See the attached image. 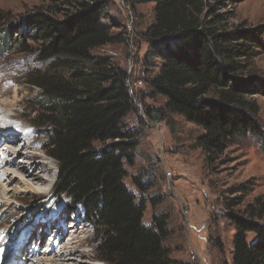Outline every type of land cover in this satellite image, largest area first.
Instances as JSON below:
<instances>
[{
    "label": "trees",
    "instance_id": "16d2710c",
    "mask_svg": "<svg viewBox=\"0 0 264 264\" xmlns=\"http://www.w3.org/2000/svg\"><path fill=\"white\" fill-rule=\"evenodd\" d=\"M49 1L63 9L50 6L29 15L17 28V38L11 28L0 32V51L28 52L24 31L34 32L29 38L39 45L37 61L44 68L25 79L40 90L33 124L44 135L46 153L59 164L56 193L67 197L73 210L82 208L85 222L97 229L98 261L172 264L171 250L164 246L169 219L158 216L145 225V202H137L125 184L126 164H133L138 147L136 136L124 126L136 110L128 71L94 54L125 41L103 21L111 2ZM124 3L131 9L154 6V21L145 33L150 44L145 64L152 72L148 92L166 100L168 114L202 132L195 148L202 151L205 166L216 164L239 138L251 136L264 148L260 109L253 99L264 95V82L250 71L264 52V26L229 31L217 19L206 20L203 0ZM232 192L245 195L249 188ZM152 202L159 204V198ZM245 214H228L236 232L232 264H264L263 198ZM249 235L254 241L249 242Z\"/></svg>",
    "mask_w": 264,
    "mask_h": 264
},
{
    "label": "rangeland",
    "instance_id": "374dc122",
    "mask_svg": "<svg viewBox=\"0 0 264 264\" xmlns=\"http://www.w3.org/2000/svg\"><path fill=\"white\" fill-rule=\"evenodd\" d=\"M110 2L103 21L111 26L112 35L122 36L125 41L102 47L94 54L110 58L125 68L130 77L136 110L124 120V126L136 136L138 147L133 164H126L125 184L137 202H145V225L150 226L158 216L169 219V236L164 246L171 250L172 264H232L236 232L228 214L246 217L256 199L264 200V148L256 138H239L216 164L206 167L202 151L195 148L202 132L184 118L168 114L166 100L148 92L147 79L152 72L145 64L150 48L145 33L154 21V6L145 4L131 9L124 0ZM203 3L206 20L217 19L229 31L237 26L247 29L264 26V0H203ZM52 4L49 0H0V32L11 28L17 38V28L23 27L29 15L50 6L63 9L61 3ZM24 32L28 52L0 51V132L12 130L16 138L21 136L15 139L21 153L17 156L19 162L1 172L13 174L7 175V183L0 182L4 188L0 193V237H4L0 239V252L8 259L7 264H20L26 254L6 255L12 247L21 250L26 241L34 240L31 246L41 247L42 253L54 245L58 252L61 244L63 247L73 240L79 245L78 253L72 257L74 261L65 264H105L98 261L95 252L97 229L85 222L81 208L73 210L68 198L56 193L59 164L46 153L44 135L33 124L40 90L25 79L29 72L44 65L37 61L39 45L29 38L34 32L29 28ZM250 71L255 79L264 82V52L258 54ZM253 97L264 127V95ZM26 165L29 169L43 166V183L36 181L28 186L19 183L30 180L22 170ZM136 179L143 189H139ZM240 186L248 187L249 192L233 195L232 191ZM153 198H159V204H153ZM49 223L53 226L48 230ZM254 239L249 235V242ZM42 258L41 255L38 260Z\"/></svg>",
    "mask_w": 264,
    "mask_h": 264
},
{
    "label": "bare ground",
    "instance_id": "6f19581e",
    "mask_svg": "<svg viewBox=\"0 0 264 264\" xmlns=\"http://www.w3.org/2000/svg\"><path fill=\"white\" fill-rule=\"evenodd\" d=\"M9 119H11V118H9ZM5 122H3V123H5ZM5 133H6V135H0V162H1L0 163V178H1L0 182L1 183L3 182V184L7 183V181H8L7 175H12L13 173L3 175L1 172L4 170H7L9 168L11 169L12 167H14V165H16L19 162V160H18L19 158L17 159V156L21 155V153L18 152V150H17V145H18L17 141L19 139H21V136L16 138L14 136L15 133L12 130L9 132H5ZM15 139H18V140H15ZM25 148H26V146H25ZM30 162H32V161L30 160ZM21 167H22V165H21ZM42 168H43L42 165H38L35 169H34V166L31 167V169H29V167L26 165V167L23 168L22 170L24 171L23 173L26 175L25 177L27 179H30L29 180L30 182L29 181L23 182V180H22L19 183H21V185L23 184L25 186L31 185V183H35L36 181L43 183L44 177L42 174V172H43ZM32 169H34V171L31 173ZM11 180H13V179H11ZM3 189H2V187H0V193ZM60 216L62 218L64 216V213H62V215H60ZM52 226H53V224L49 223L48 230ZM63 233H64V230L61 232V234H63ZM44 234H46V231L44 232ZM55 239H58V237ZM44 241H46V240H44ZM31 242L34 243V240L33 241L31 240ZM31 242H30V240L26 241L24 244V247H22L21 250H18L16 247H12L8 252H6V254H13V253L18 254L16 257H21V254H26L25 259H22V261H24V262L22 263V261H21L20 264H45L44 263L45 261L47 262V264H65V263H68L70 261H74V258H72V257L77 256L78 248H79V245L74 244L73 240H70V242L68 241L67 242L68 244L64 245L63 247H62L63 244H61L62 248L60 247V251H58V252H56V250H58L57 249L58 247H56V245H54L51 249H49L45 253H42L41 247L39 249V247L35 246V244L32 247ZM41 255L45 259L42 258L41 260H38L39 258H41ZM42 260H44V261H42ZM7 261H8V259H4L3 253L0 252V264H7ZM9 264H11V263H9Z\"/></svg>",
    "mask_w": 264,
    "mask_h": 264
},
{
    "label": "snow or ice",
    "instance_id": "6c2138e0",
    "mask_svg": "<svg viewBox=\"0 0 264 264\" xmlns=\"http://www.w3.org/2000/svg\"><path fill=\"white\" fill-rule=\"evenodd\" d=\"M0 135H6V133L0 132ZM0 239H4V237H0Z\"/></svg>",
    "mask_w": 264,
    "mask_h": 264
},
{
    "label": "water",
    "instance_id": "95a60500",
    "mask_svg": "<svg viewBox=\"0 0 264 264\" xmlns=\"http://www.w3.org/2000/svg\"><path fill=\"white\" fill-rule=\"evenodd\" d=\"M156 121H160V119L156 118Z\"/></svg>",
    "mask_w": 264,
    "mask_h": 264
}]
</instances>
